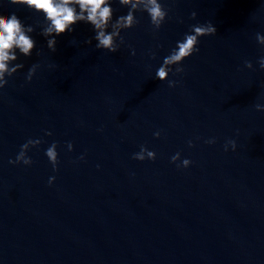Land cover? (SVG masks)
<instances>
[{
	"label": "water",
	"instance_id": "water-1",
	"mask_svg": "<svg viewBox=\"0 0 264 264\" xmlns=\"http://www.w3.org/2000/svg\"><path fill=\"white\" fill-rule=\"evenodd\" d=\"M161 3L163 25L136 12L115 53L83 22L52 52L43 15L0 10L36 41L0 90V264H264V0ZM112 7L114 20L128 12ZM208 23L216 34L169 74L176 86L157 79L177 41ZM29 140L41 142L31 166L9 163ZM142 147L155 160L134 159Z\"/></svg>",
	"mask_w": 264,
	"mask_h": 264
},
{
	"label": "clouds",
	"instance_id": "clouds-1",
	"mask_svg": "<svg viewBox=\"0 0 264 264\" xmlns=\"http://www.w3.org/2000/svg\"><path fill=\"white\" fill-rule=\"evenodd\" d=\"M24 5L43 15L46 26L42 29L41 34L47 40V47L52 52L56 51L57 37L65 33L75 31V26L78 23H87L92 26L96 41L97 49L106 50L115 53L118 51L119 39L120 44H123L121 32L131 29L136 23V12L143 11L150 17L151 23L155 29H159L165 20L168 18V11L165 10L161 0H119L122 7L128 9L127 14L121 15L115 20L113 19L114 9L112 0H0V10L5 4ZM196 12H192V18H196ZM183 22L182 20L180 21ZM111 28V30H109ZM35 31L31 25H25L22 20L13 12L8 16L0 15V90L7 85V78L13 76L17 71L21 70L24 65L15 63L19 55L30 57L36 46V41L32 36ZM216 34V28L212 23L207 25H193L190 32L186 33L182 40L177 41L175 48L172 49L169 55L165 56L163 63L156 70L155 76L162 82L167 81L169 87H175L177 81L168 80L169 74L175 70L176 74L184 71L181 67L183 61L198 52V43L201 37ZM257 40L260 45L264 46V34L257 33ZM92 43L91 40L88 41ZM135 55V50L132 51ZM259 67L264 69V56L259 58ZM38 65L33 64L27 74V80L31 81L35 75ZM55 67V65H50ZM248 69L253 68V64L246 62ZM258 111H264V104H257ZM51 135V132L47 133ZM157 132L156 136L159 137ZM40 140H29L22 145L19 154L15 160H10L9 163L24 164L31 166L33 161L28 157L27 153L30 147L38 146ZM207 143H215L214 139L208 140ZM191 146V141H189ZM229 145L233 150L236 149V142L229 140L225 145V151ZM56 144L53 143L47 150L46 156L55 169L58 162V152ZM68 148L72 150V144H68ZM134 159L143 161L146 158L155 160L156 154L153 151L141 148L139 153H136ZM83 159V157H81ZM180 160V154L177 153L172 157V162L177 163ZM191 161L184 159L182 166L187 168ZM180 167V164H177ZM55 177L49 178L51 185Z\"/></svg>",
	"mask_w": 264,
	"mask_h": 264
}]
</instances>
